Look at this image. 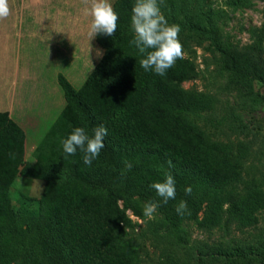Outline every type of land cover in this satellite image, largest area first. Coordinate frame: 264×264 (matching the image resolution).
I'll return each mask as SVG.
<instances>
[{"label": "trees", "instance_id": "trees-1", "mask_svg": "<svg viewBox=\"0 0 264 264\" xmlns=\"http://www.w3.org/2000/svg\"><path fill=\"white\" fill-rule=\"evenodd\" d=\"M134 4L115 0L116 32L96 35L103 54L78 89L63 74L57 76L65 106L35 149L40 162L26 163L23 171H67L71 179L45 184L40 214L26 227L6 186L17 164L9 149L13 143L22 146L25 134L14 124L0 131V264H141L128 238L135 226L130 216L142 219L150 201L173 225L194 222L207 230L224 221L253 225L264 209V192L242 191L245 150L210 140L188 117L213 107L208 95L182 87L197 76L193 62L179 58L164 76L141 68L144 57L130 45ZM208 40L205 49L217 56L229 85L243 97L264 101L255 93L264 85L262 41L237 49L219 36ZM100 125L108 134L91 166L79 149L64 153L62 141L75 128L91 135ZM48 141L52 150L46 155L40 147ZM166 173L173 175L176 192L165 204L150 185L163 182ZM181 201L187 208L179 215Z\"/></svg>", "mask_w": 264, "mask_h": 264}, {"label": "rangeland", "instance_id": "rangeland-1", "mask_svg": "<svg viewBox=\"0 0 264 264\" xmlns=\"http://www.w3.org/2000/svg\"><path fill=\"white\" fill-rule=\"evenodd\" d=\"M114 1L109 0V3L113 5ZM157 3L168 23L180 26L182 57L192 61L197 72L196 78L183 83L182 87L213 100L211 110L190 112L189 119L210 140L244 149L246 186L242 191L264 192V101L255 95L241 96L229 85L228 74L218 66L217 56L205 49L212 36H219L237 49L260 39L264 48V0H163L162 3L157 0ZM89 4L90 0H86L85 7ZM91 21L92 17L88 25ZM85 40L84 65L68 71L75 89L82 85L103 54L95 37L88 33ZM184 43L187 46H183ZM97 51L101 53L99 56ZM52 89L53 97L57 92L61 99L49 113V128L65 106L58 81L49 85V91ZM255 93L264 96V85L258 84ZM8 125L9 122L5 123L0 131ZM45 134L33 137L29 133L28 142L22 146L13 143L9 149L17 164L6 186L16 216L25 227L40 214L39 200L45 184L71 179L67 171L24 174L26 163L40 162L35 157V149ZM40 148L48 155L52 145L48 141ZM256 217L257 221L250 226L224 221L207 230L198 228L194 222L175 226L156 210L151 218L131 215L135 226L128 238L135 244L141 264H264V209Z\"/></svg>", "mask_w": 264, "mask_h": 264}, {"label": "crops", "instance_id": "crops-1", "mask_svg": "<svg viewBox=\"0 0 264 264\" xmlns=\"http://www.w3.org/2000/svg\"><path fill=\"white\" fill-rule=\"evenodd\" d=\"M8 4L9 16L0 19V128L14 124L28 142L27 134L49 130V113L60 102L49 85L59 73L71 83L69 69L84 65L91 16L85 12L86 0Z\"/></svg>", "mask_w": 264, "mask_h": 264}, {"label": "clouds", "instance_id": "clouds-1", "mask_svg": "<svg viewBox=\"0 0 264 264\" xmlns=\"http://www.w3.org/2000/svg\"><path fill=\"white\" fill-rule=\"evenodd\" d=\"M162 3L163 0H160ZM87 15L92 17L89 35L95 37L103 34L112 37L117 29L118 14L115 12L109 0H90L85 9ZM10 14L8 0H0V19H6ZM131 28L133 39L130 45H134L144 58L139 63L145 71H153L164 76L168 69L174 66L177 59L182 58V44L179 41L180 26L169 24L160 11L157 0H135L131 15ZM101 53L97 51L99 56ZM107 129L100 125L93 129L89 135L85 128L77 127L62 141V148L66 155H75L79 149L83 155V163L91 166L92 162L100 155L104 147V138ZM125 168H132L131 162H125ZM163 203L175 199V179L171 173L165 174L163 182H155L150 185ZM186 194H191V187L185 189ZM155 202H147L144 205V215L151 218L158 208ZM187 208L185 201L176 206V212L182 215Z\"/></svg>", "mask_w": 264, "mask_h": 264}]
</instances>
